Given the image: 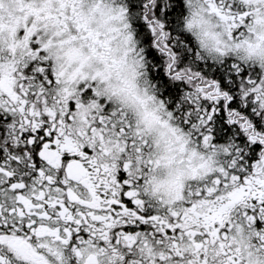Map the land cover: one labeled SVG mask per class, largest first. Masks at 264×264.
<instances>
[{"label": "snow or ice", "instance_id": "snow-or-ice-1", "mask_svg": "<svg viewBox=\"0 0 264 264\" xmlns=\"http://www.w3.org/2000/svg\"><path fill=\"white\" fill-rule=\"evenodd\" d=\"M0 264H264V0H0Z\"/></svg>", "mask_w": 264, "mask_h": 264}]
</instances>
